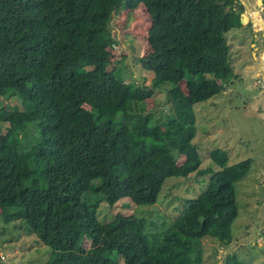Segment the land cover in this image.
Wrapping results in <instances>:
<instances>
[{
  "label": "trees",
  "instance_id": "trees-1",
  "mask_svg": "<svg viewBox=\"0 0 264 264\" xmlns=\"http://www.w3.org/2000/svg\"><path fill=\"white\" fill-rule=\"evenodd\" d=\"M138 4L149 20L145 86L109 68L112 14ZM244 10L239 0H0V98L23 105L0 107V215L50 248L43 264H206L201 241L229 228L251 159L227 164L214 148L218 170L201 169L192 106L221 88L204 74L230 72L224 35ZM156 92L169 102L157 123L129 112ZM194 172L210 173L207 186L169 227L99 218L123 198L153 205L167 178ZM222 264L246 263L230 253Z\"/></svg>",
  "mask_w": 264,
  "mask_h": 264
},
{
  "label": "rangeland",
  "instance_id": "rangeland-1",
  "mask_svg": "<svg viewBox=\"0 0 264 264\" xmlns=\"http://www.w3.org/2000/svg\"><path fill=\"white\" fill-rule=\"evenodd\" d=\"M243 1L249 5L250 13L244 10L241 13L243 23L224 35L229 47L231 70L227 74H204L221 88L192 106L196 129L192 143L200 156L201 169L210 167L212 171L218 170L209 157L214 148L227 152V164L251 159L250 169L235 183L234 206L237 209L230 221V230L225 222L220 241L208 238L201 241L206 264H222L223 258L230 253L246 264H264V25L261 23L264 20V2L258 5V0ZM255 12H258L257 16ZM148 23L147 15L139 4L131 11L121 5L113 12L109 23L112 33L109 68L121 80L141 86L150 83L148 71L138 61L149 52L146 39ZM254 23L257 28L263 27L262 31L255 30ZM165 96V92H156L145 101L129 102L131 109L128 110L138 116L146 115L157 123L162 112L169 107ZM0 105L23 107L19 100L5 97L0 98ZM1 126L4 133L7 124L1 123ZM30 134H34L33 130ZM183 159L179 157L178 162ZM209 176V172H194L185 178L169 177L163 183L155 204L136 205L123 198L110 208L104 204L103 210L107 213L100 210L99 214L109 218L117 212L133 213L158 227H169L180 214L184 200L197 196L206 188ZM99 218L101 220L102 216ZM2 219L0 215V264H43L48 259L50 248L33 245L36 238L25 231L27 226L22 221L5 224ZM228 230L231 241L227 237ZM86 243L88 246L89 241Z\"/></svg>",
  "mask_w": 264,
  "mask_h": 264
},
{
  "label": "water",
  "instance_id": "water-1",
  "mask_svg": "<svg viewBox=\"0 0 264 264\" xmlns=\"http://www.w3.org/2000/svg\"><path fill=\"white\" fill-rule=\"evenodd\" d=\"M242 1V3L244 4V8H245V10L248 12V13H250V10H249V5L245 2V1H243V0H241ZM262 3V0H258V5H260ZM255 14V16H257V14H258V12L256 13H254ZM250 19V18H249ZM251 21L253 22L254 20H253V17L251 16ZM241 22L243 23V19H241ZM262 25H264V21L262 20ZM264 27V26H263ZM254 28H255V30L257 29V27H256V25L254 24Z\"/></svg>",
  "mask_w": 264,
  "mask_h": 264
},
{
  "label": "flooded vegetation",
  "instance_id": "flooded-vegetation-1",
  "mask_svg": "<svg viewBox=\"0 0 264 264\" xmlns=\"http://www.w3.org/2000/svg\"><path fill=\"white\" fill-rule=\"evenodd\" d=\"M264 21V20H263ZM263 28V27H262ZM262 28H257L256 30L259 31L261 30ZM262 31V30H261ZM257 39H259L257 36H255ZM254 46V45H253ZM262 48L264 49V44L262 45Z\"/></svg>",
  "mask_w": 264,
  "mask_h": 264
}]
</instances>
